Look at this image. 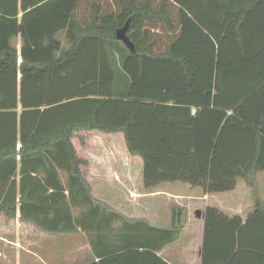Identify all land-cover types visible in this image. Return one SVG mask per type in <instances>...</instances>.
I'll use <instances>...</instances> for the list:
<instances>
[{
    "label": "trees",
    "instance_id": "obj_1",
    "mask_svg": "<svg viewBox=\"0 0 264 264\" xmlns=\"http://www.w3.org/2000/svg\"><path fill=\"white\" fill-rule=\"evenodd\" d=\"M127 19L135 52L115 37ZM90 162L119 177L138 164L145 189L253 187L264 172V0H0L1 217L15 218L19 194L22 220L67 233L84 229L73 210L88 204L98 260L87 264H170L157 252L178 239L184 210L168 228L109 211L91 196ZM197 215L200 264H264L259 197L244 220L209 203Z\"/></svg>",
    "mask_w": 264,
    "mask_h": 264
},
{
    "label": "crops",
    "instance_id": "obj_2",
    "mask_svg": "<svg viewBox=\"0 0 264 264\" xmlns=\"http://www.w3.org/2000/svg\"><path fill=\"white\" fill-rule=\"evenodd\" d=\"M17 39L20 40L19 37ZM91 166H94V171L92 174H87L88 181L92 185L91 194L96 196L97 200L105 203L109 211L119 212L126 217L142 218L153 226L168 228L171 213L167 214L166 211H171L169 205L173 201L175 204L182 205L179 203L182 202L181 196L187 198L184 205L187 207L188 213L186 212L187 217L178 239L157 252L170 264H200L203 216H198L197 211L204 210L207 203L212 204L227 216L239 215L243 220L253 210L252 187L243 178L237 179L235 189L231 191L201 196L197 188L179 185L176 182H164L155 188L145 189L141 184L138 164H135V167L133 164L124 165L123 174L120 177L108 164L90 162L89 167ZM59 178L63 184L61 175ZM253 186L257 187L256 195L264 204V172L254 175ZM114 188H118L130 203L120 205L108 199V196L113 195L106 193H110ZM51 191L52 188H49L46 194ZM128 192L132 199H129ZM64 194L66 201V190ZM176 200L178 203L175 202ZM92 207L88 204H81L76 208V211L73 210L74 216L82 213L81 222L84 229L80 228L81 226L78 224L76 230L71 232H47L34 223L20 218V201L19 194H17L15 218L6 223L0 215V264H87L97 261L98 258L92 252L89 240L92 237V227L95 221L92 219L91 212L90 216L88 215L89 219L85 220L83 217L87 216V212ZM161 208L163 214L160 211ZM37 211H30L26 215L39 217ZM115 225L116 221L113 223V226ZM65 239H70L73 252L69 254L53 252L52 245H55L57 240ZM177 245H182L181 250L176 247Z\"/></svg>",
    "mask_w": 264,
    "mask_h": 264
},
{
    "label": "rangeland",
    "instance_id": "obj_3",
    "mask_svg": "<svg viewBox=\"0 0 264 264\" xmlns=\"http://www.w3.org/2000/svg\"><path fill=\"white\" fill-rule=\"evenodd\" d=\"M57 38L61 41V45H62V47L63 48H67L68 46H69V43H68V40H67V38L65 37V35H64V33H59L58 35H57ZM15 43L17 44V47L20 45V40H18L17 38H16V40H15ZM78 143H77V140L76 139H74V145L75 146H77L78 147V145H77ZM17 158H19V156H17ZM86 171H85V173L86 174H92L93 173V171H94V166H91V167H89V168H87V169H85ZM60 175H61V177H62V181H63V184L65 185V186H67L69 183H68V176H67V174L64 172V171H60ZM59 175V176H60ZM257 187L256 186H253L252 188H251V192H252V194L253 195H251V196H253L254 198L257 196L256 195V193H257ZM67 192V191H66ZM106 194H110V195H113V196H108V199H111L112 201H113V203H116V204H127V203H130L129 201H128V199H126V197H124L123 195H122V193L120 192V190L118 189V188H114L110 193H106ZM120 194V195H119ZM128 195H130L129 194V192H128ZM91 196H93L94 197V199H96L95 197L96 196H94V195H92L91 194ZM130 198L129 199H132V196L130 195L129 196ZM258 197V196H257ZM97 200V199H96ZM185 200H187V198L186 197H183V196H181V201L182 202H179V203H181L182 205H180V204H175V203H171V205H169V209H173L174 208V206L176 207H181L182 209L184 208V212H183V214H182V220L184 221L185 219H186V217H187V213H188V210H187V207L184 205L185 204ZM176 203H178L177 202V200L175 201ZM101 203H103V202H101ZM105 204V203H104ZM184 205V206H183ZM77 208V207H76ZM74 209V211H76L77 209ZM161 213L163 212V210H162V208H161ZM187 212V213H186ZM166 213L167 214H169V213H171V211L169 210V211H166ZM163 214V213H162ZM165 214V213H164ZM185 222V221H184ZM116 226V225H115ZM176 247H178L179 248V250H181V248H182V245H177ZM52 251L53 252H55V253H64V254H69V253H71V252H73V247H72V244L70 243V239H65V240H62V241H59V240H57L56 241V243H55V245H52Z\"/></svg>",
    "mask_w": 264,
    "mask_h": 264
},
{
    "label": "water",
    "instance_id": "obj_4",
    "mask_svg": "<svg viewBox=\"0 0 264 264\" xmlns=\"http://www.w3.org/2000/svg\"><path fill=\"white\" fill-rule=\"evenodd\" d=\"M129 21H130V19H127V21L124 23V25L116 30L115 37H116L117 40H119L122 43H124V45L126 47H128L131 52H135L134 45L130 41V39H129L128 35H127Z\"/></svg>",
    "mask_w": 264,
    "mask_h": 264
}]
</instances>
